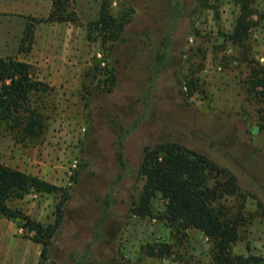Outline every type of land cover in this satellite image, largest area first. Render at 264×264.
Masks as SVG:
<instances>
[{
	"label": "rangeland",
	"instance_id": "rangeland-1",
	"mask_svg": "<svg viewBox=\"0 0 264 264\" xmlns=\"http://www.w3.org/2000/svg\"><path fill=\"white\" fill-rule=\"evenodd\" d=\"M97 2L96 10L82 0V25L71 24L76 51L72 44L46 49L44 42L59 41L61 33L51 36L44 30L48 22H38L34 49L15 53L20 18L0 16V56L19 53L32 77L48 84L34 97L45 116L43 134L19 141L0 130V162L57 187L10 205L43 229L59 214L49 236L0 217V264H214L211 243L198 229L171 236L157 217L163 208L158 194L151 200L153 217L131 212L143 183L142 147L159 141L178 142L235 175L244 198L225 203L241 201L247 220L233 252L264 255L258 208L264 207V93L245 84L246 60L264 67V0H248L253 13L242 46L228 38L239 13L232 0H112L109 11L127 21L119 39L104 45L84 25L97 18ZM50 62L65 79H46ZM161 242L170 244L167 255L146 253L148 243Z\"/></svg>",
	"mask_w": 264,
	"mask_h": 264
},
{
	"label": "trees",
	"instance_id": "trees-1",
	"mask_svg": "<svg viewBox=\"0 0 264 264\" xmlns=\"http://www.w3.org/2000/svg\"><path fill=\"white\" fill-rule=\"evenodd\" d=\"M239 7L234 17L228 38L242 46L251 25L248 0H232ZM112 0H100L97 18L84 23L87 31H94L99 43L112 44L120 37L127 21L124 15L111 13ZM75 0H51L45 16H27L18 41L17 52L27 53L31 48L33 27L38 22H64L82 25L74 9ZM88 37V35H87ZM162 53H166L162 50ZM244 59V58H243ZM248 89L264 93V67L257 62L247 61ZM109 82L112 83L111 73ZM187 94L194 88L193 82L186 83ZM48 89V84L34 79L31 65L15 55L0 56V130L6 131L15 140L34 141L45 130V116L35 96ZM138 173L143 178L142 187L131 212L140 217H153L151 200L155 194L162 199L163 208L157 215L170 228L175 239L185 235L190 228L201 231L210 241V258L214 264H264V255L233 252L239 239L240 227L247 220L243 203L228 205L227 198H244L239 192L234 174L217 165L204 154L175 141H159L142 147ZM117 160L122 165L120 153ZM57 187L35 175L0 162V217L19 219L28 231L49 236L57 227L45 229L19 209L12 207V200L21 199L35 191L52 193ZM261 214L264 207L258 203ZM44 243V242H42ZM170 252V244L161 242L146 245V253L163 257Z\"/></svg>",
	"mask_w": 264,
	"mask_h": 264
},
{
	"label": "crops",
	"instance_id": "crops-1",
	"mask_svg": "<svg viewBox=\"0 0 264 264\" xmlns=\"http://www.w3.org/2000/svg\"><path fill=\"white\" fill-rule=\"evenodd\" d=\"M81 2L82 0H75V4H74V9L78 16H81ZM89 2H94L96 4V10H97V3H98L97 0H89ZM87 3L88 2L85 1V4ZM50 4H51V0H0V16L3 14H10L11 17L16 16L20 18V21L18 22L19 32H18L17 37H15V42H16L15 53H17L18 41L21 36V32H22V29L25 23V18L27 16H36V17L45 16L50 8ZM2 28H4V25H2L0 22V33L1 34H2ZM44 30H46L45 32H47L48 34H51V36L57 35L58 31H60L61 33L59 41L57 40V38L53 40L51 37L50 39H47L46 42H44L43 46H45L46 49L58 48L59 47L58 45H60L61 49H63L65 45L69 47L70 44H72L73 51H76L75 34L73 35L72 41H70V33L71 31H75V26L69 23H64V22H48V23H44ZM80 31L81 30L79 28L78 32ZM9 32L8 34L10 35L12 32L11 31ZM14 33L15 32H13V34ZM12 37H14V35L9 37L8 42L12 41L11 40ZM35 39L36 38H34V40ZM79 39H80V33H78L77 43L79 42ZM35 42L36 41L32 42L30 51L34 49ZM9 48H11V46H9ZM18 54H17L18 59L29 62L24 58L21 59ZM47 68H48V72L46 73L47 75L46 79L48 81L55 83L57 81H61L62 79L66 78L65 76L66 73L63 72L64 70H61L59 68V65L56 62H50V64L47 65Z\"/></svg>",
	"mask_w": 264,
	"mask_h": 264
}]
</instances>
